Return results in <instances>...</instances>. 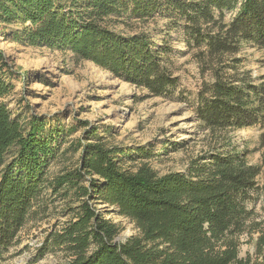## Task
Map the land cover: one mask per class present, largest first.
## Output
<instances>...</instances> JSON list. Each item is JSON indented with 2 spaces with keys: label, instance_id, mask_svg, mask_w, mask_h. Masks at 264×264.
Returning <instances> with one entry per match:
<instances>
[{
  "label": "trees",
  "instance_id": "1",
  "mask_svg": "<svg viewBox=\"0 0 264 264\" xmlns=\"http://www.w3.org/2000/svg\"><path fill=\"white\" fill-rule=\"evenodd\" d=\"M161 11L183 21L190 43L210 55L237 53L240 42L264 47V0H0V35L69 51L78 61L166 97L177 85L162 65L170 47L156 46L148 33L123 36L108 27L113 19L147 21ZM7 68L0 51V261L50 190L75 197V206L68 208V220L46 234L36 261L57 251L60 264H264V222L255 224V259L237 253L238 236L252 216L246 204L264 176V155L259 166H251L233 149L208 152L184 173L159 175L149 163L158 157L153 146L124 150L86 137L75 144L82 151L75 170L49 178L51 144L60 131L46 134L42 118L25 125L12 118L1 102L13 90ZM194 114L212 133L261 125L264 76L255 82L233 74L204 85ZM260 140L264 147V135ZM95 204L115 209L138 235L116 241L120 228Z\"/></svg>",
  "mask_w": 264,
  "mask_h": 264
},
{
  "label": "rangeland",
  "instance_id": "2",
  "mask_svg": "<svg viewBox=\"0 0 264 264\" xmlns=\"http://www.w3.org/2000/svg\"><path fill=\"white\" fill-rule=\"evenodd\" d=\"M234 14H225L223 23H229ZM112 21L108 26L111 31L123 36L148 33L156 46L170 47L162 65L177 79V85L168 96L151 95L143 87L102 71L90 62L76 60L69 51L17 44L9 36L0 35V51L13 85V90L1 102L22 125L33 117L42 118L46 134L60 131V136L51 144L55 156L46 168L49 178L75 170L82 153L75 151V144L84 143L86 137L91 142L99 138L109 146L124 150L153 146L154 156L158 157L149 163L159 175L184 173L191 161L221 150L233 149L244 155L249 165H260L264 155L260 140L264 135V121L251 128L212 133L197 122L194 108L202 87L217 78L227 80L236 74L258 82L264 76V47L250 41L240 42L237 53L210 55L204 46L197 48L190 43L183 21L162 11L147 21L123 17ZM256 182L259 191L251 193L252 199L246 204L252 216L244 233L238 236L237 253L243 259L247 256L255 259L258 238L255 224L262 227L264 222V176L260 174ZM42 195L41 208L34 209L37 215L21 227L15 245L0 264L62 262V254L57 251L46 252L37 261L35 256L46 234L70 218L68 208L75 206L72 201L75 197L55 196L50 190ZM95 206L106 220L120 228L116 241L124 243L127 238L138 235L135 225L120 217L115 209Z\"/></svg>",
  "mask_w": 264,
  "mask_h": 264
}]
</instances>
